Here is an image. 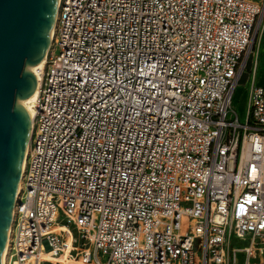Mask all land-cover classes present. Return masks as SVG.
<instances>
[{
  "label": "built area",
  "instance_id": "obj_1",
  "mask_svg": "<svg viewBox=\"0 0 264 264\" xmlns=\"http://www.w3.org/2000/svg\"><path fill=\"white\" fill-rule=\"evenodd\" d=\"M258 0H58L4 264H264V87L232 105Z\"/></svg>",
  "mask_w": 264,
  "mask_h": 264
},
{
  "label": "water",
  "instance_id": "obj_2",
  "mask_svg": "<svg viewBox=\"0 0 264 264\" xmlns=\"http://www.w3.org/2000/svg\"><path fill=\"white\" fill-rule=\"evenodd\" d=\"M58 0H0V264L30 134L37 63L50 45Z\"/></svg>",
  "mask_w": 264,
  "mask_h": 264
},
{
  "label": "crops",
  "instance_id": "obj_3",
  "mask_svg": "<svg viewBox=\"0 0 264 264\" xmlns=\"http://www.w3.org/2000/svg\"><path fill=\"white\" fill-rule=\"evenodd\" d=\"M264 2V0H258ZM256 49L248 69L246 85L254 84L264 87V19H262L256 36ZM245 72V71H244Z\"/></svg>",
  "mask_w": 264,
  "mask_h": 264
},
{
  "label": "rangeland",
  "instance_id": "obj_4",
  "mask_svg": "<svg viewBox=\"0 0 264 264\" xmlns=\"http://www.w3.org/2000/svg\"><path fill=\"white\" fill-rule=\"evenodd\" d=\"M256 36H257V33L255 34V27H254L253 33H252L253 40L250 46V50H248V56L246 60L245 70H244L245 72L242 74L240 81L237 84V87L233 93V98H232V105L236 109V112L238 113L240 120H243L245 116L246 101H247V85L245 81L247 78L246 76L248 73V69L250 68L251 58L256 49V39H255Z\"/></svg>",
  "mask_w": 264,
  "mask_h": 264
},
{
  "label": "bare ground",
  "instance_id": "obj_5",
  "mask_svg": "<svg viewBox=\"0 0 264 264\" xmlns=\"http://www.w3.org/2000/svg\"><path fill=\"white\" fill-rule=\"evenodd\" d=\"M55 22V16H54V21L53 23ZM53 29V27H52ZM52 32V30H51ZM51 36H52V33L50 34V41H51ZM44 61H45V57H43L38 63H37V66H36V71H35V79L37 80V71L39 69H41L43 67V64H44ZM36 93H37V90L35 89V91L31 94L30 96V101H29V106H28V115L30 117L31 115V107H32V101L34 100V98L36 97ZM23 166H24V158H23V161H22V165H21V171H20V175H21V172L23 170ZM21 179L19 178V181H18V186H17V191L19 192V189H20V185H21ZM16 198H17V195H16ZM12 215H13V212H12ZM12 220V219H11ZM11 224V223H10ZM9 231H10V227H9ZM7 239H8V236H7ZM6 247H7V243L5 245V248L3 250V254H2V258H1V264H4V261H5V254H6Z\"/></svg>",
  "mask_w": 264,
  "mask_h": 264
}]
</instances>
